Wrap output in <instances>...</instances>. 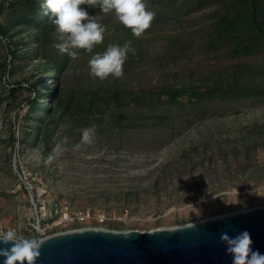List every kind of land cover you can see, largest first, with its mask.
<instances>
[{"label": "rangeland", "instance_id": "obj_1", "mask_svg": "<svg viewBox=\"0 0 264 264\" xmlns=\"http://www.w3.org/2000/svg\"><path fill=\"white\" fill-rule=\"evenodd\" d=\"M97 18L112 20L114 16L103 13ZM198 20L196 23L201 22ZM64 38L57 32V44ZM18 48L17 59L11 63L6 58L4 75L0 70V231L12 228L18 235L40 240L87 227L59 224L61 210L101 212L107 217L99 227L102 229L149 232L264 206V149L256 147L246 156L237 145L239 153L232 156L226 145L248 126L264 125V100L237 105L235 113L225 108L218 117L192 119L180 114L171 127L166 124L120 133L95 129L93 142L75 150L81 129L65 124L41 147L34 145L33 131L27 129L33 124L26 120L30 110L27 100L34 98L27 85L43 78L40 86H46L41 91L45 94L38 102L47 107L57 82L54 73L40 75L36 71L41 62L36 59L37 48L31 50L30 58L24 47ZM153 49L159 50V43L151 46L150 52ZM74 51L79 69L84 66L86 51ZM6 53L1 41L0 63ZM65 74L68 86L77 72L70 68ZM137 76L144 87L162 80L159 71L148 69L138 71ZM131 83L130 88L136 89V81ZM26 130L31 133L23 146L20 141ZM10 133L14 134L12 145L6 143ZM62 137L68 138L64 151L45 163ZM217 144L225 147L226 157L215 150ZM191 146H199V150L205 146L206 154L194 157L181 169L177 163L183 161L182 151ZM163 167L166 169L161 172ZM30 188L43 192L46 204L42 212L36 199H30Z\"/></svg>", "mask_w": 264, "mask_h": 264}, {"label": "trees", "instance_id": "obj_2", "mask_svg": "<svg viewBox=\"0 0 264 264\" xmlns=\"http://www.w3.org/2000/svg\"><path fill=\"white\" fill-rule=\"evenodd\" d=\"M156 15L150 27L139 37L115 18L101 19L106 26L103 40L97 48L83 56L84 66L61 53L57 44V31L41 8L43 0H1L0 42L6 46L1 73L8 69L6 58L13 62L19 48H25L30 58L37 48L35 66L40 75L55 74L47 107L40 104L46 86L42 79L33 80L34 98L27 100L28 126L33 131V143L46 147L55 132L65 124L73 123L83 129L95 126L100 132L143 131L151 127H171L174 117H218L225 108L232 113L244 102L264 100V0H145ZM91 16L103 14L98 7L83 4ZM200 23H196L199 21ZM15 30L11 33V30ZM130 43L135 54L128 53L119 78L111 75L100 80L90 77L87 62L94 53L103 52L107 45ZM159 43V50L150 47ZM145 69H143V68ZM71 68L75 77L68 86L64 77ZM159 71L162 80L148 87L141 85L138 71ZM34 76H31L33 78ZM136 81V89L130 88ZM131 83V84H130ZM45 87V88H43ZM47 93L49 89L47 88ZM238 105V106H237ZM190 119L189 121H192ZM24 133L20 143L24 146L30 133ZM10 133L7 144L12 145ZM231 155L239 151L248 156L253 149H264V125L253 124L244 134L227 144ZM237 145L241 150L237 151ZM191 146L182 151L177 163L188 167L193 158L206 154V147ZM215 150L223 157L228 153L217 144ZM166 167L162 168L164 172Z\"/></svg>", "mask_w": 264, "mask_h": 264}, {"label": "water", "instance_id": "obj_3", "mask_svg": "<svg viewBox=\"0 0 264 264\" xmlns=\"http://www.w3.org/2000/svg\"><path fill=\"white\" fill-rule=\"evenodd\" d=\"M245 230L250 247L264 254V206H259L149 232L84 228L57 233L40 239L35 264H231L220 235L235 237Z\"/></svg>", "mask_w": 264, "mask_h": 264}, {"label": "clouds", "instance_id": "obj_4", "mask_svg": "<svg viewBox=\"0 0 264 264\" xmlns=\"http://www.w3.org/2000/svg\"><path fill=\"white\" fill-rule=\"evenodd\" d=\"M83 4L98 7L105 14L112 13L115 20L136 37L150 27L156 15L146 6L145 0H43L41 8L44 14L55 25V30L62 37H66L63 42L53 46L72 58L78 55L74 49L90 52L95 45L102 42L106 31V26L99 23L96 16L89 15L85 8L80 7ZM128 53L135 54V49L130 47L129 42L123 45H107L103 52L94 53L89 58L87 62L89 76L100 80L110 75L112 78L121 77L122 66ZM95 135V126L81 129L80 141L73 145V149L90 145ZM67 141V137H62L53 148L54 155H50L45 163L60 156ZM220 241L225 245V254L230 256L231 264H264V254L250 247L252 241L246 230L235 237L221 233ZM41 243L42 241L37 238L18 235L12 228L0 231V245H8L0 247V257H4L3 264H35L40 254Z\"/></svg>", "mask_w": 264, "mask_h": 264}, {"label": "built area", "instance_id": "obj_5", "mask_svg": "<svg viewBox=\"0 0 264 264\" xmlns=\"http://www.w3.org/2000/svg\"><path fill=\"white\" fill-rule=\"evenodd\" d=\"M28 194L32 202L33 199H36V202L38 204V210L42 212L46 204L43 192L34 191L30 188ZM59 221V224H78L87 226L84 228H99L105 224V222L107 221V217L103 213L98 211H84L74 213L68 212L66 210H61L59 212Z\"/></svg>", "mask_w": 264, "mask_h": 264}]
</instances>
